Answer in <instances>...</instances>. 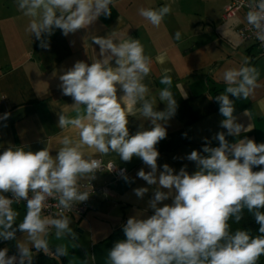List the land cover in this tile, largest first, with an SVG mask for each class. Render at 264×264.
<instances>
[{"label": "clouds", "instance_id": "9594fccd", "mask_svg": "<svg viewBox=\"0 0 264 264\" xmlns=\"http://www.w3.org/2000/svg\"><path fill=\"white\" fill-rule=\"evenodd\" d=\"M174 2L169 0L158 8L141 7L139 15L159 27L172 12ZM15 4L29 18L26 32L47 48L45 36L56 29L67 36L88 28L101 15H111L109 6L114 0H15ZM245 20L256 39L264 43V0H250ZM174 35L177 41L181 39L179 31ZM92 41L99 46L101 58L90 65L77 61L59 75L62 94L74 103L58 113L57 127L75 130L78 138H58L61 147L55 156L48 147L33 152L25 146H9L0 154V239L16 240L17 231L26 234V242L16 240L17 255L9 256L8 248L0 249V264H32V248L45 254L52 251L48 237L53 231L57 240L71 237L73 247L78 246L65 212L89 198L78 181L94 179L101 170V160L86 156L85 148L101 155L115 152L124 162L140 158L150 171L142 168L137 176L149 186L155 185L147 202L152 214L145 217L137 213L127 219L122 226L125 238L108 251V264H257L264 256V167H260L264 166V143L247 137L230 143L226 135L239 137L243 129L236 122L230 95L245 100L253 97L264 86L259 82V70L244 57L240 67L222 71L226 88L215 99L224 117L220 127L227 131L213 137L219 146L212 147L207 141L203 154L197 150L188 154L186 159L197 168L191 174L186 166L177 173L168 164L161 171L156 145L167 136L161 122L172 118L177 109L170 90L172 78L164 74L160 79L166 87L160 90L159 99L166 108L157 111L155 101L147 98L149 87L144 82L152 60L140 40H120L114 31L107 37L93 36ZM113 60L115 67L110 63ZM117 86L123 92L119 97ZM69 109L74 116L68 115ZM137 114L152 127L141 126L130 135L128 117ZM9 115L4 113L0 120ZM243 130L250 131L251 125ZM254 167L260 170L253 171ZM148 192L147 187L134 189L138 198ZM3 193H11V198ZM50 199L57 201L60 211L44 215ZM168 200L171 202L164 203ZM21 201H26V214L17 223L19 213L13 204ZM245 209L259 225V235L252 236L245 229L231 231L229 221L239 223ZM53 253L67 256L68 249L61 244Z\"/></svg>", "mask_w": 264, "mask_h": 264}, {"label": "crops", "instance_id": "0c3cea01", "mask_svg": "<svg viewBox=\"0 0 264 264\" xmlns=\"http://www.w3.org/2000/svg\"><path fill=\"white\" fill-rule=\"evenodd\" d=\"M168 2L114 0L109 6L110 16L101 15L88 28L67 36L56 29L51 36H45L49 47L42 48L34 34L26 32L29 18L17 10L15 0H0V94L6 97L1 116L10 113L6 120H0V154L9 146H25V150L33 152L48 147L50 154L55 156L61 147L58 138L64 135L78 138L75 130L57 127L58 113L74 103L70 96L62 94L59 75L77 61L90 65L100 59V49L93 43V36L107 37L115 31L120 40L139 39L145 54L151 58L152 69L144 82L149 87L147 98L155 101L157 111L166 108L159 99L160 90L166 87L160 79L164 74L172 78L170 90L177 101V109L172 118L161 122L166 127L167 136L156 145L160 153L159 170L168 164L177 173L184 166L190 174L195 172L196 164L187 160V155L193 150L202 153L207 141H211L212 147L219 146L213 137L218 132L227 131L220 127L224 117L215 99L226 88L222 71L240 67L244 57H248L250 65L259 70V82L264 85V56H259L256 47L242 41L236 33L237 29L247 25L245 11H239L228 20L222 18L228 0H175L172 12L159 27L139 15L141 7L158 8ZM177 31L181 33L178 41L174 35ZM110 63L116 66L114 60ZM117 87L119 97L123 92ZM230 99L234 102L236 122L243 125V129L251 125V130L242 129L239 137L226 135V139L234 143L247 137L258 144L264 143V86L246 100L231 95ZM68 115L74 116L75 113L69 109ZM128 119L130 135L141 130V126L144 129L152 127L149 120L138 114ZM84 151L86 156L92 155L125 168L128 180L123 176L112 182L109 173H99L95 182L107 184L110 196H89L87 200L95 206L94 210L83 218L68 216L78 246L73 247L71 237L57 240L54 231L49 234V245L53 252L56 246L65 245L67 256L75 255L79 264H108V251L115 242L122 240L113 233L114 230L137 213L145 217L152 214L147 202L153 196L155 185L149 186L137 176L142 168L150 171L138 157L124 162L115 152L101 155L93 149L85 148ZM86 179L88 177H83L78 183ZM139 187L149 188L143 198L134 193ZM3 194L7 196V193ZM13 208L19 213L16 222H22L26 209L15 204ZM16 240L26 242V234L17 231ZM16 240L0 239V249L8 248L9 256L17 255ZM32 251L33 255L37 253L34 248ZM52 251L49 253L56 260L64 261V264L68 262L67 256L58 257Z\"/></svg>", "mask_w": 264, "mask_h": 264}, {"label": "built area", "instance_id": "2783aa9c", "mask_svg": "<svg viewBox=\"0 0 264 264\" xmlns=\"http://www.w3.org/2000/svg\"><path fill=\"white\" fill-rule=\"evenodd\" d=\"M250 3V0H228V2L225 4L223 11H222V18L224 20H228L232 17H234L239 11H245L247 13L248 11V4ZM238 37L242 41H246L251 43L253 46L256 47L258 55L264 56V43L260 42L256 39L254 35V31L251 28L250 25H245L236 31ZM6 107V97L3 94H0V116L3 113V109ZM99 159L100 158H95ZM111 166V167H110ZM101 172H107L111 176L112 182H115L119 180L121 177L125 176L127 171L125 168L117 167L112 162H104L101 160V170L97 171L95 173V178L88 179L79 182V187L81 191H88L89 196L94 195H102L104 197L110 196V188L107 184L105 185H98L95 180L99 173ZM7 196L11 198V193H7ZM49 207H47L44 210V215H54L57 212L60 211L59 208L56 207L57 201L50 199L48 201ZM19 207H23L26 209V201H21L19 204H15ZM95 206L90 203L88 200L84 202H80L75 205L73 210L65 212V215L67 216H74L77 218H83L89 211L94 210ZM50 256H53V254L49 253Z\"/></svg>", "mask_w": 264, "mask_h": 264}, {"label": "trees", "instance_id": "16d2710c", "mask_svg": "<svg viewBox=\"0 0 264 264\" xmlns=\"http://www.w3.org/2000/svg\"><path fill=\"white\" fill-rule=\"evenodd\" d=\"M260 167H254L253 171H259ZM229 224L230 229L233 232L237 229H245L249 230L252 236L259 235V225L256 224L254 217L252 214L248 213L246 209L244 210L243 218L239 223L235 222L234 220H230ZM122 226L117 227L113 233L124 239L125 237L122 231ZM32 264H64V261H58L53 256H50L49 253L45 254L41 251L33 255ZM257 264H264V256H261L258 259Z\"/></svg>", "mask_w": 264, "mask_h": 264}, {"label": "rangeland", "instance_id": "374dc122", "mask_svg": "<svg viewBox=\"0 0 264 264\" xmlns=\"http://www.w3.org/2000/svg\"><path fill=\"white\" fill-rule=\"evenodd\" d=\"M77 257L75 255H69L67 256V260L68 262L66 264H79L80 261H78V259H76Z\"/></svg>", "mask_w": 264, "mask_h": 264}]
</instances>
